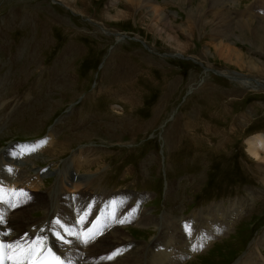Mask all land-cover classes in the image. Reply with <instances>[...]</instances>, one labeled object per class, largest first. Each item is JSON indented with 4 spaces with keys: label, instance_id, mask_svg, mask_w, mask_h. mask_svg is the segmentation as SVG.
<instances>
[{
    "label": "rangeland",
    "instance_id": "obj_1",
    "mask_svg": "<svg viewBox=\"0 0 264 264\" xmlns=\"http://www.w3.org/2000/svg\"><path fill=\"white\" fill-rule=\"evenodd\" d=\"M66 1L0 0V153L18 157L0 159V217L26 218L17 244L45 220L81 238L85 215L87 235L112 222L152 243L149 264L167 245L183 264H264V151L247 143L264 135V0ZM128 188L142 192L133 212L170 220L166 237L125 215ZM109 237L82 258L108 264Z\"/></svg>",
    "mask_w": 264,
    "mask_h": 264
},
{
    "label": "bare ground",
    "instance_id": "obj_2",
    "mask_svg": "<svg viewBox=\"0 0 264 264\" xmlns=\"http://www.w3.org/2000/svg\"><path fill=\"white\" fill-rule=\"evenodd\" d=\"M66 1V0H65ZM72 1V0H71ZM80 1V0H79ZM129 1V3H133V5H137L139 1H141L140 3H142L143 1V4L144 6L147 7V5H149L151 7L152 4V1H155V0H127ZM179 1V0H178ZM199 1H203V0H199ZM206 1V0H205ZM214 6L212 7H216L218 8L223 2L222 0H210ZM67 2V1H66ZM125 3V2H124ZM155 3V2H153ZM128 4V3H127ZM70 6V5H69ZM127 6V5H126ZM129 8V6H127ZM134 7V6H133ZM132 8V7H131ZM136 8V7H135ZM149 8V7H148ZM220 8V7H219ZM215 9V8H214ZM119 12V11H118ZM122 12H120L121 14ZM215 13V12H214ZM125 14V13H123ZM213 14V13H212ZM230 14V13H229ZM215 15V14H214ZM121 17V15H119ZM130 16V15H129ZM166 16V14H165ZM124 17V16H123ZM126 17V16H125ZM221 19L222 17L219 16ZM122 18V17H121ZM223 22V20L221 21ZM165 26L169 27V23L168 22H164ZM246 22H244V26L246 27L247 25ZM250 29V28H249ZM248 29V30H249ZM171 34V33H170ZM168 34V35H170ZM171 37V35H170ZM168 36V38H170ZM179 37V36H178ZM177 36H172V39H176L178 38ZM172 40V41H173ZM177 44V43H176ZM179 44V43H178ZM229 44V43H228ZM227 44V45H228ZM175 47H178V46H175ZM220 47V46H219ZM221 50H226V46H225V49H221ZM221 52V51H220ZM227 52V51H226ZM231 52V51H230ZM231 53H235L234 51L231 52ZM237 53V52H236ZM232 54V55H233ZM224 55V54H223ZM227 56V54H225ZM230 54V56H232ZM224 57V56H223ZM228 57V56H227ZM226 58V57H225ZM236 58V56H235ZM239 60V59H238ZM237 60V61H238ZM236 61V59L234 60V62ZM236 61V62H237ZM242 61V60H241ZM240 61V62H241ZM233 63V62H232ZM251 63V62H250ZM252 64H255V63H252ZM251 65V64H250ZM255 67V66H254ZM253 70V69H252ZM241 83H245L246 80H240ZM51 140H52V135H48L47 138H45L43 141H41V143H39L37 146H36V150L35 148H33L32 150L34 151H42L44 148H45V145H46V148L48 147L47 144L48 143H51ZM247 143L249 145V153L252 155V156H255L257 158L260 157V152H263L264 151V135L262 134H255L254 136L250 137L249 139H247ZM52 144V143H51ZM16 151H19L20 148H15ZM15 151V150H13ZM36 152V153H37ZM1 154V153H0ZM18 154V152H17ZM33 154V153H32ZM56 154V153H55ZM18 156V155H17ZM18 157L14 158L10 155V152H7L6 151H2V154L0 155V159H2L3 163L4 162H10V163H18ZM42 168V167H41ZM68 171V170H67ZM36 173V172H35ZM24 176V175H22ZM20 176V177H22ZM25 178V177H24ZM22 179V178H21ZM20 179V181H21ZM58 181V180H57ZM93 182V180H92ZM38 184V183H37ZM91 184V183H90ZM92 187V186H91ZM60 188V187H59ZM52 189V188H51ZM49 197V196H48ZM55 200V199H54ZM77 202L80 201V199L76 200ZM67 204L69 202H71V204H73V202L71 200H66L65 201ZM51 203V202H50ZM79 205V204H78ZM80 206V205H79ZM83 206V205H82ZM53 210V209H52ZM25 212V210H23ZM28 211V210H27ZM34 212V210H31L30 211V214L31 212ZM36 211V210H35ZM152 211V210H151ZM23 213V212H22ZM16 214V213H15ZM14 215V214H13ZM21 214H19L18 216H20ZM8 215L4 216L3 217V233L7 239V242L5 241V245H17V241H18V234L19 233H22L20 232V230H22V225H24L25 227V223L23 222V220H25L26 218L20 216L18 218H16L14 220V217H17L16 215L14 217L11 218V220L9 219V221H11V223L7 224V221L6 219H8L9 217H7ZM128 217H130V219L132 220V222L136 225H140L143 230H150L149 228L150 227H156V229H158L159 227H162L161 229H163V231H160V232H163L161 235L162 238L166 237L165 233H166V230H165V226H161V222H167L168 221L170 222V220H166V217H163L162 219H153L152 216L150 217L149 214L145 213V212H142L141 214L137 213V212H133L131 213ZM85 215H81V219L79 218L78 219V222H79V229L78 231L80 230V228L82 227V224L80 223L81 221H84L85 219ZM161 220V222H159ZM27 221V220H26ZM124 222V221H123ZM173 222V221H172ZM44 221L43 222H40L38 224H35L33 226H28L26 227L23 232L27 229V230H30L31 229V232L36 235L38 233V230H44L45 232H47V228L44 226ZM126 223V222H125ZM18 224V225H17ZM175 224V223H174ZM124 225V224H123ZM123 225L122 226H117L116 224H112V222H110L109 224H106L104 226H100L99 228H96L95 230L93 229L91 231V235L94 237L93 239H91L90 241H88L87 243H85V240H83L82 238H80L77 234L75 235H72V236H69L70 238H72L75 242V247H74V250L72 252V255H71V258H72V261H73V264H95V262H91V261H88V259H83L82 256H81V253L84 252V251H88L90 248V244L92 242H100L105 236H110L109 237V240H110V244H111V247L113 248V251L110 253L109 256H112L113 253L117 252L119 250L120 254L115 256L113 259H109V262H107L108 264H138V260H139V257L141 255H138V252L141 250L142 252V255L140 257V260H139V264H149L151 262H154V256L153 258L151 257V244L152 243H147L144 248H140L139 246L137 245H132V241L131 239L129 238V234H127L128 232H126V230L123 228ZM134 225V224H133ZM175 227H177V225L175 224ZM20 229V230H19ZM180 231V228L177 227L175 230V232H177L178 230ZM108 231V232H107ZM178 231V232H179ZM105 232H107V234L105 235ZM144 232H147V231H144ZM180 233V232H179ZM50 237L53 236L52 233H47ZM21 235V234H20ZM101 235L99 238L98 236ZM178 235V233H177ZM54 237V236H53ZM60 239V238H59ZM160 238H156L155 240H158ZM61 240V239H60ZM104 240V239H103ZM153 240V241H155ZM260 240V239H259ZM64 241V240H62ZM261 241V240H260ZM147 242V241H146ZM258 242H256L257 244ZM23 246V244H22ZM182 249L183 247L181 246L177 251H175V254H167V257L162 261L160 262V264H183V259L185 257L184 253H182ZM68 249H65L63 250L62 249V252H67ZM258 250V248H257ZM98 251V250H97ZM254 252V250H253ZM250 253V252H249ZM263 253V252H262ZM121 254H123L121 256ZM173 255V256H172ZM248 255V254H247ZM251 256V254H249ZM252 255H254V253H252ZM256 255V254H255ZM254 255V256H255ZM264 255V254H263ZM252 257V256H251ZM249 258V257H247ZM264 258V256H263ZM246 260V259H245ZM244 260V261H245ZM262 260V259H261ZM260 260V262H261ZM243 261V262H244ZM105 262L103 261L102 258H99L97 261H96V264H104ZM9 264H11V261H9Z\"/></svg>",
    "mask_w": 264,
    "mask_h": 264
},
{
    "label": "snow or ice",
    "instance_id": "obj_3",
    "mask_svg": "<svg viewBox=\"0 0 264 264\" xmlns=\"http://www.w3.org/2000/svg\"><path fill=\"white\" fill-rule=\"evenodd\" d=\"M23 195V193H21ZM15 207V205H13ZM0 223H3V217H0ZM122 223V221H121ZM92 235L85 237V243L93 239ZM41 254V250L35 245L30 247H24L22 245H4L0 244V264H4L5 260L11 261V264H60L59 260L48 261L41 260L38 257ZM119 250L109 256L108 259H113L119 255Z\"/></svg>",
    "mask_w": 264,
    "mask_h": 264
}]
</instances>
